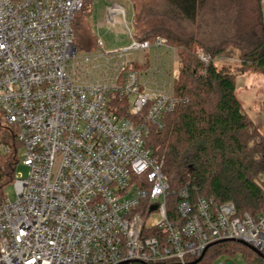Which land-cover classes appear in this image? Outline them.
I'll use <instances>...</instances> for the list:
<instances>
[{"label":"built area","instance_id":"obj_1","mask_svg":"<svg viewBox=\"0 0 264 264\" xmlns=\"http://www.w3.org/2000/svg\"><path fill=\"white\" fill-rule=\"evenodd\" d=\"M85 1L0 0V155L8 128L28 167L15 175L16 198L0 206V264H190L206 250L203 264L223 242L264 256V209L172 188L147 145L183 99L158 81L160 69L136 68L146 62L129 56L176 49L135 38L113 6L107 19L123 15L131 46L107 52L97 39L101 51L82 53L73 24ZM198 58L204 69L212 60L203 50ZM116 98L129 102V116Z\"/></svg>","mask_w":264,"mask_h":264},{"label":"trees","instance_id":"obj_2","mask_svg":"<svg viewBox=\"0 0 264 264\" xmlns=\"http://www.w3.org/2000/svg\"><path fill=\"white\" fill-rule=\"evenodd\" d=\"M89 1L92 6L93 0ZM125 1L134 6L135 38L153 42L162 37L178 49L181 58L174 94L183 101L165 115L164 127H153L147 138L170 186H187L192 196L219 203L232 201L239 211H262L264 135L237 97L236 74L217 60L236 55L242 72L264 75V0ZM155 19L164 22L154 24ZM198 49L212 59L205 69ZM199 66H203L201 72ZM135 67L145 69L148 64ZM115 106L129 116V102L116 98ZM3 140L10 150L0 155V206L6 186L14 181L22 148L8 128L3 129ZM239 250L249 261L264 264V256L238 242L212 245L202 263L211 264L218 255Z\"/></svg>","mask_w":264,"mask_h":264},{"label":"rangeland","instance_id":"obj_3","mask_svg":"<svg viewBox=\"0 0 264 264\" xmlns=\"http://www.w3.org/2000/svg\"><path fill=\"white\" fill-rule=\"evenodd\" d=\"M149 2L150 0H140V2ZM264 5V3H263ZM121 6L125 10L126 21L133 30L134 6L131 2L125 0H86V7L79 12L74 21V40L82 53L96 52L95 43L97 39L102 40L103 49L107 52L123 50L131 46L132 39L124 23L122 14H117L116 23L112 24L107 19V10L109 7ZM154 24H162V19L153 20ZM92 46L94 48L89 50ZM170 50L165 46L159 49L151 48L146 52H135L130 55V59L138 60L140 63H147L152 70L160 69L157 79L160 83L166 81L170 90H174L175 79L179 76L181 58L178 49ZM199 50V49H198ZM202 50V49H200ZM101 51V50H100ZM239 60V61H238ZM178 62V63H177ZM201 64V61H199ZM220 66H226L230 72L236 74V94L242 103L244 111L248 114L257 129L264 135V75L252 71H241V61L234 55L217 61ZM203 67V66H202ZM199 66V72L203 70ZM178 68L177 77L173 73ZM17 175L26 177L28 167L21 162L17 167ZM5 194L11 200L16 198V192L13 183L5 188ZM227 260H232L235 264H249L243 251L236 253H222L218 255L211 264H225Z\"/></svg>","mask_w":264,"mask_h":264},{"label":"water","instance_id":"obj_4","mask_svg":"<svg viewBox=\"0 0 264 264\" xmlns=\"http://www.w3.org/2000/svg\"><path fill=\"white\" fill-rule=\"evenodd\" d=\"M205 252H206V250H205ZM205 252L202 254V256L200 258H198L197 260H195L194 262H192L190 264H196V263H198L202 259V257L204 256Z\"/></svg>","mask_w":264,"mask_h":264}]
</instances>
